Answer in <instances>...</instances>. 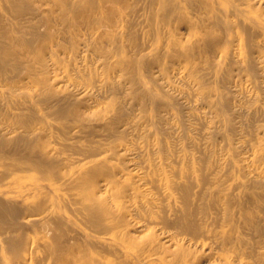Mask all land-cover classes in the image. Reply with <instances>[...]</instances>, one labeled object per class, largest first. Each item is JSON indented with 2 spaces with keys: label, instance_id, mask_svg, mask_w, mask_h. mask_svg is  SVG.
Instances as JSON below:
<instances>
[{
  "label": "bare ground",
  "instance_id": "1",
  "mask_svg": "<svg viewBox=\"0 0 264 264\" xmlns=\"http://www.w3.org/2000/svg\"><path fill=\"white\" fill-rule=\"evenodd\" d=\"M0 264H264V0H0Z\"/></svg>",
  "mask_w": 264,
  "mask_h": 264
}]
</instances>
